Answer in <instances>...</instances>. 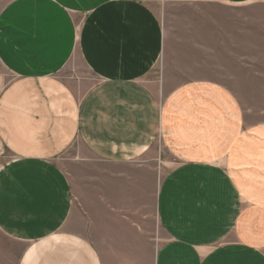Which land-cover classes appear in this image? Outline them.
Instances as JSON below:
<instances>
[{
    "label": "crops",
    "instance_id": "1",
    "mask_svg": "<svg viewBox=\"0 0 264 264\" xmlns=\"http://www.w3.org/2000/svg\"><path fill=\"white\" fill-rule=\"evenodd\" d=\"M142 1L0 0V264H264V124L219 81L165 84Z\"/></svg>",
    "mask_w": 264,
    "mask_h": 264
},
{
    "label": "rangeland",
    "instance_id": "2",
    "mask_svg": "<svg viewBox=\"0 0 264 264\" xmlns=\"http://www.w3.org/2000/svg\"><path fill=\"white\" fill-rule=\"evenodd\" d=\"M144 6L155 8L166 32V56L160 68H169L167 85H176L196 78L219 81L228 87L238 104L242 125L264 124V0H250L240 4L221 0H143ZM83 22L80 18L78 25ZM80 27V26H79ZM162 65H164L162 67ZM162 70L158 79H161ZM12 78L0 63V92ZM168 90V88H166ZM157 144L158 178L169 169L168 157ZM78 155V156H77ZM84 155L72 147L60 158L61 165L82 191L87 170L74 158ZM11 155L0 147V167ZM76 190V191H77ZM158 241L163 232L158 225ZM21 245L0 233V254H17Z\"/></svg>",
    "mask_w": 264,
    "mask_h": 264
}]
</instances>
